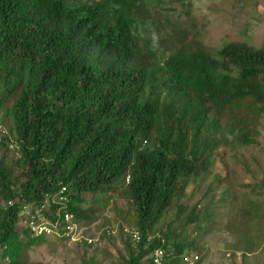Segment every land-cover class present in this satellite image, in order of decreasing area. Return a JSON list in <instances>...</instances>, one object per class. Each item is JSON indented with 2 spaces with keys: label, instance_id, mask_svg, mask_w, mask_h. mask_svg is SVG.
<instances>
[{
  "label": "trees",
  "instance_id": "obj_1",
  "mask_svg": "<svg viewBox=\"0 0 264 264\" xmlns=\"http://www.w3.org/2000/svg\"><path fill=\"white\" fill-rule=\"evenodd\" d=\"M143 2L0 0V146L11 159L0 160V264H43L30 252L48 240L31 224L56 219L62 191L82 226L111 201L117 216L132 218L136 246L118 227L125 264H144L156 247L168 252L165 264H186L180 237L212 217L173 200L208 172L227 136L232 146L257 142L264 47L229 42L218 59L201 43L178 40L155 52L136 34ZM119 198L130 206L120 209ZM242 199L230 224L251 253L264 245V197Z\"/></svg>",
  "mask_w": 264,
  "mask_h": 264
},
{
  "label": "rangeland",
  "instance_id": "obj_2",
  "mask_svg": "<svg viewBox=\"0 0 264 264\" xmlns=\"http://www.w3.org/2000/svg\"><path fill=\"white\" fill-rule=\"evenodd\" d=\"M143 4L144 13L138 20L136 34L140 38L148 37L155 52L173 49L178 40L201 43L218 59V52L229 42H248L256 49L264 47V0H144ZM259 129L257 142L249 146H232L231 137L227 136L224 143L212 151L213 162L208 172L197 179L191 178L182 198L173 200L174 205L187 206L186 213L195 206L201 216L210 212L212 217V220L202 217L200 230L189 225L180 237L187 245L185 254L199 256L194 264H264V245L255 247L251 253L242 251L244 245L238 243L230 224L232 213L242 206L243 194L259 201L264 197L256 192L252 194L253 188L264 191L261 186L264 184V119ZM5 149L0 146V160ZM5 160L11 164L9 156ZM91 197L92 194L86 195L87 199ZM117 205L120 209L130 206L123 198H119ZM112 206L111 201L82 229L84 235L99 233L98 249L87 250L81 243L69 245L65 239L60 241L47 236L48 241L31 250V259L43 264H89L88 257L94 256L98 264H125L122 256L127 258L128 252L118 236V227L134 224L129 215L117 216ZM87 207L85 204L84 208ZM172 211L164 218L163 229L174 221L176 211ZM106 217L110 224H105ZM110 227L117 229L115 239L105 238ZM262 237L264 243V235ZM192 241L196 248L189 246Z\"/></svg>",
  "mask_w": 264,
  "mask_h": 264
},
{
  "label": "built area",
  "instance_id": "obj_3",
  "mask_svg": "<svg viewBox=\"0 0 264 264\" xmlns=\"http://www.w3.org/2000/svg\"><path fill=\"white\" fill-rule=\"evenodd\" d=\"M1 129V127H0ZM3 133H7L5 129H2ZM62 195L58 197L63 200V208L57 210V217L53 221L46 220L45 218H41L38 224H31V230L34 236H39L42 234L52 236V237H60L69 241V245L78 242L81 243L82 246L89 247L90 244H100L101 237L98 234L95 235H84L82 229L85 226L79 224L76 221L73 213L66 211V203L68 198L63 196L64 191H62ZM39 213V212H38ZM40 216V215H39ZM117 229L110 227L107 230V233H111L115 235ZM123 233L128 239L136 246V244L141 239V232L137 226L125 225L123 226ZM153 235H148L147 241L152 239ZM72 242V243H71ZM71 243V244H70ZM169 256L168 252L163 247H156L150 251V253L144 258V264H165L166 258ZM184 259L186 264H194L198 259V255H184Z\"/></svg>",
  "mask_w": 264,
  "mask_h": 264
},
{
  "label": "clouds",
  "instance_id": "obj_4",
  "mask_svg": "<svg viewBox=\"0 0 264 264\" xmlns=\"http://www.w3.org/2000/svg\"><path fill=\"white\" fill-rule=\"evenodd\" d=\"M71 213H72V212H71ZM73 214H74V213H73ZM74 216H75V214H74ZM75 219H76V216H75ZM44 235H45V234H44ZM45 236L47 237L48 235H45ZM57 238H60V237H57ZM62 239H63V238H62ZM198 259H199V258H198ZM198 259H197V260H198Z\"/></svg>",
  "mask_w": 264,
  "mask_h": 264
}]
</instances>
